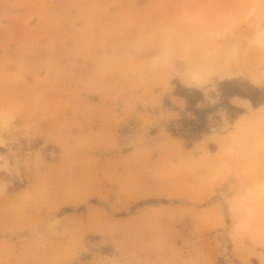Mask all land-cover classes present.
<instances>
[{"label":"rangeland","instance_id":"374dc122","mask_svg":"<svg viewBox=\"0 0 264 264\" xmlns=\"http://www.w3.org/2000/svg\"><path fill=\"white\" fill-rule=\"evenodd\" d=\"M263 146L264 0H0V264H264Z\"/></svg>","mask_w":264,"mask_h":264},{"label":"bare ground","instance_id":"6f19581e","mask_svg":"<svg viewBox=\"0 0 264 264\" xmlns=\"http://www.w3.org/2000/svg\"><path fill=\"white\" fill-rule=\"evenodd\" d=\"M257 37H259V36H257ZM259 41V40H258ZM258 41H256V42H258ZM202 65V63H200V66ZM200 66H197L196 67V69L195 70H193V69H191V70H189L187 73H186V75L184 76V78H183V80H184V82L186 83V84H188V85H201V84H203L205 81H206V76L205 75H203L200 71H198L197 69L200 67ZM210 69H212V68H205L204 67V70H210ZM214 70V69H213ZM245 70L244 69H242V68H240L239 66H237V65H234V66H227L226 68H218L217 69V71H216V73H218V75L219 76H221V77H227V76H231V75H234V74H238V73H242V74H244L245 72H244ZM247 71V70H246ZM249 74V73H248ZM253 75L251 76V78L253 79ZM235 102H238V99H236V101ZM239 102H240V104H242L243 106H245V107H248L249 105H250V102H249V100L248 99H242V100H239ZM217 111V113H219L218 115L220 116H222V114L224 113L223 112V110L222 109H217L216 110ZM216 114V113H215ZM220 116V118L222 119V117H224V116H222L221 117ZM218 117V116H217ZM210 118V117H209ZM220 119V120H221ZM222 121V120H221ZM224 122L223 123H228V122H225V120H223ZM210 125H212L211 126V128H214V127H216L218 124H217V121H216V119L215 118H210L209 119V122H208ZM221 125V124H220ZM219 126V125H218ZM224 127V126H223ZM222 127V128H223ZM209 129H210V127H209ZM215 129V128H214ZM264 147V146H263ZM262 147V148H263ZM259 149V148H258ZM262 150V149H261ZM264 151V150H263ZM261 152V151H260ZM263 157V156H262ZM258 169V168H257ZM260 172V171H259ZM261 173V172H260ZM262 183V182H261ZM263 184V183H262ZM264 185V184H263ZM259 187V186H258ZM260 189V188H259ZM261 189H262V187H261ZM221 236V235H220Z\"/></svg>","mask_w":264,"mask_h":264},{"label":"trees","instance_id":"16d2710c","mask_svg":"<svg viewBox=\"0 0 264 264\" xmlns=\"http://www.w3.org/2000/svg\"><path fill=\"white\" fill-rule=\"evenodd\" d=\"M223 82L225 83L226 80H224ZM194 92H196V93L198 94V91L195 90ZM226 94L232 96V95L239 94V93H238L236 90L229 89V90L226 92ZM241 95H242V94H241ZM184 97L186 98L187 102H190V101H191V96H189V95H184ZM250 100H251V102L254 104V106H256L257 104H259V103L262 102L261 99H259V100H254V99L250 98ZM199 118H200V115H199ZM202 128H203V126H202V121H201V124L199 123V124L197 125V130H200V129H202Z\"/></svg>","mask_w":264,"mask_h":264}]
</instances>
